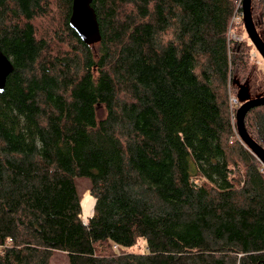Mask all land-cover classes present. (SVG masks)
Listing matches in <instances>:
<instances>
[{"label":"trees","instance_id":"obj_1","mask_svg":"<svg viewBox=\"0 0 264 264\" xmlns=\"http://www.w3.org/2000/svg\"><path fill=\"white\" fill-rule=\"evenodd\" d=\"M241 2L93 0L88 45L73 0H0V264H264V165L230 106L264 95L230 38ZM245 124L264 148V105Z\"/></svg>","mask_w":264,"mask_h":264},{"label":"water","instance_id":"obj_2","mask_svg":"<svg viewBox=\"0 0 264 264\" xmlns=\"http://www.w3.org/2000/svg\"><path fill=\"white\" fill-rule=\"evenodd\" d=\"M252 1L242 0L241 14L245 27V31L255 46L259 54L264 60V38L260 35L252 13ZM93 0H73L72 13L70 17V26L76 31L81 40L93 45L101 40V29L98 21L97 13L93 7ZM14 71V63L2 50H0V91L3 92L6 81L10 73ZM245 101L236 111L237 132L247 146L255 153L264 165V148L252 138L249 134L245 119L247 113L255 108L264 105V95L255 98L242 97ZM96 204V199H95ZM94 204V207H95ZM94 215V209L93 214Z\"/></svg>","mask_w":264,"mask_h":264},{"label":"rangeland","instance_id":"obj_3","mask_svg":"<svg viewBox=\"0 0 264 264\" xmlns=\"http://www.w3.org/2000/svg\"><path fill=\"white\" fill-rule=\"evenodd\" d=\"M233 23L234 24H232V27L230 29V38L234 41L244 42L250 45V47L245 52V56L248 62L250 63L252 71L255 72L254 74L255 83H257V85L260 87L261 83H263V80H264V60L262 56L259 54V52L257 51V49L255 48V46L250 41L245 31V27L242 24V17L235 19ZM256 68L258 69L256 70ZM258 86L256 87V89H258ZM237 92H238V89H235L234 86L233 88L232 86H230V106H231V110H235L234 113H236L237 109L242 104V103L240 104V101L237 99ZM251 98H255V97H251ZM242 101L244 102L245 100H242ZM76 183H77L78 190L82 197L81 205L83 201L92 200L93 197L90 198V194H91L90 181L86 179H77ZM81 215H82L83 221L87 223L92 214L86 215L82 207ZM126 251L127 252H137V253L145 252L146 251V240L140 237L138 239L137 244L133 246L132 248L127 249ZM52 264H70V263H69V258L65 252L56 251L54 252V255L52 257Z\"/></svg>","mask_w":264,"mask_h":264},{"label":"bare ground","instance_id":"obj_4","mask_svg":"<svg viewBox=\"0 0 264 264\" xmlns=\"http://www.w3.org/2000/svg\"><path fill=\"white\" fill-rule=\"evenodd\" d=\"M94 198H92L93 200ZM92 200H87V201H83L82 203V207H83V211L86 215L88 214H93V209H94V204H95V199L94 201Z\"/></svg>","mask_w":264,"mask_h":264}]
</instances>
